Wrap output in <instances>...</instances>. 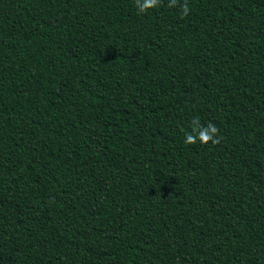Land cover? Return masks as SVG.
Instances as JSON below:
<instances>
[{
  "label": "trees",
  "instance_id": "16d2710c",
  "mask_svg": "<svg viewBox=\"0 0 264 264\" xmlns=\"http://www.w3.org/2000/svg\"><path fill=\"white\" fill-rule=\"evenodd\" d=\"M168 5L0 0V264H264V0Z\"/></svg>",
  "mask_w": 264,
  "mask_h": 264
},
{
  "label": "clouds",
  "instance_id": "9594fccd",
  "mask_svg": "<svg viewBox=\"0 0 264 264\" xmlns=\"http://www.w3.org/2000/svg\"><path fill=\"white\" fill-rule=\"evenodd\" d=\"M161 0H135L138 11L143 13L151 8H155L160 4ZM177 3V0H169V7H174ZM189 12V8L187 3L183 5L182 13L183 15H187ZM192 129L195 135L186 134V139L184 141L185 144H195L197 140L201 144H208L209 142L215 144L217 143L216 136L218 134L217 127L208 123L206 127H202L198 119H193L192 121Z\"/></svg>",
  "mask_w": 264,
  "mask_h": 264
}]
</instances>
